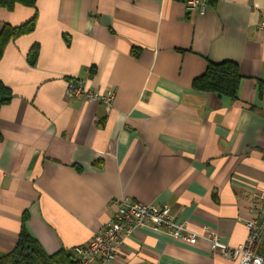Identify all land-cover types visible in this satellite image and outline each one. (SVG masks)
<instances>
[{
  "label": "crops",
  "instance_id": "crops-1",
  "mask_svg": "<svg viewBox=\"0 0 264 264\" xmlns=\"http://www.w3.org/2000/svg\"><path fill=\"white\" fill-rule=\"evenodd\" d=\"M34 16L0 58L14 94L0 109V258L24 227L48 255L86 244L120 197L244 243L264 191V0H209L204 14L183 0H37L0 8V34ZM223 61L243 76L236 99L193 87ZM77 80L113 90L111 106L69 97ZM95 264L237 262L206 238L137 228L118 258Z\"/></svg>",
  "mask_w": 264,
  "mask_h": 264
},
{
  "label": "built area",
  "instance_id": "built-area-1",
  "mask_svg": "<svg viewBox=\"0 0 264 264\" xmlns=\"http://www.w3.org/2000/svg\"><path fill=\"white\" fill-rule=\"evenodd\" d=\"M191 13L204 14L209 0H183ZM264 30V17L257 23ZM69 97H83L87 100L103 102L111 106L114 91L103 93L90 90L86 82L77 80L67 88ZM116 214L105 226L96 230L91 239L83 245L73 248L78 264H95L98 261H113L118 258L125 240L137 228H147L163 232L171 237L195 244L200 238L210 242L212 252L234 260L237 264H264V191H257L251 202L252 216L245 219L248 236L244 243L233 246L224 242L219 234L208 226L203 233L192 229L186 220H182L167 204L141 203L127 197L115 199Z\"/></svg>",
  "mask_w": 264,
  "mask_h": 264
},
{
  "label": "trees",
  "instance_id": "trees-1",
  "mask_svg": "<svg viewBox=\"0 0 264 264\" xmlns=\"http://www.w3.org/2000/svg\"><path fill=\"white\" fill-rule=\"evenodd\" d=\"M36 2L37 0H0V8L12 11L17 4L35 8ZM35 24V16L18 27L5 24L0 34V58L11 39L31 33L35 28ZM38 50V45H34L29 52L28 60L32 66L37 63ZM91 73H94V67L91 68ZM242 79L243 76L237 63L231 61L210 62L205 72L193 80V87L197 90L213 92L220 96L224 95L236 99ZM13 98L14 94L11 88L0 81V109ZM0 264H78V260L73 250L62 249L57 253L48 255L24 227L16 246L0 258Z\"/></svg>",
  "mask_w": 264,
  "mask_h": 264
}]
</instances>
